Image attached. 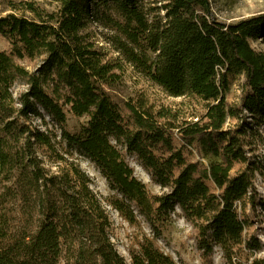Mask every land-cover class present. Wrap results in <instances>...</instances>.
<instances>
[{"label":"trees","instance_id":"1","mask_svg":"<svg viewBox=\"0 0 264 264\" xmlns=\"http://www.w3.org/2000/svg\"><path fill=\"white\" fill-rule=\"evenodd\" d=\"M144 1L58 0L54 11L7 3L10 12L0 17L10 47L0 50V180L12 183L18 212L29 218L16 226L0 218V264H126L72 152L100 171L117 193L109 205L127 221L137 213L158 234L179 209L203 258L218 247L226 264H264V255L235 261L241 249L260 251L245 233L254 213L264 211L252 157L264 136V52L250 43L264 39V14L224 23L213 18L208 0H163L159 7ZM125 65L166 96L196 101L203 112L192 114L195 121L179 118L144 92L119 106L109 91ZM239 77L240 102L228 104L225 94ZM66 110L88 118L78 134L67 130ZM195 142L215 160H193L188 148ZM40 149L63 166L50 172ZM126 156L164 191L150 193ZM131 259L182 264L149 241Z\"/></svg>","mask_w":264,"mask_h":264},{"label":"rangeland","instance_id":"2","mask_svg":"<svg viewBox=\"0 0 264 264\" xmlns=\"http://www.w3.org/2000/svg\"><path fill=\"white\" fill-rule=\"evenodd\" d=\"M9 1L29 2L47 10L54 11L58 7V0H0V17L10 11L6 5ZM210 12L213 18L224 23H235L252 16L264 14V0H208ZM163 0H145L144 3L149 6L159 7ZM95 32H101L102 29L96 25L91 26ZM106 31H103L105 33ZM251 46L257 51L264 52V39L251 40ZM107 46V44H105ZM9 45L0 35V50L9 51ZM26 64L27 60L22 61ZM35 62L27 63L28 69H31ZM243 79L241 77L232 81L229 90L225 94L228 104L238 105L240 102V88ZM21 86L15 85L13 88L16 94ZM138 92H144L149 100L155 106H163L176 111L179 118L193 120L192 114L203 112V107L196 101L187 98H171L166 96L158 87L148 82L143 76L136 73L130 66L125 65L121 74L120 82L109 91L112 100L122 107L124 101L135 96ZM88 118L78 117L66 110V128L71 134H78L83 126H86ZM49 128H52L49 122ZM55 129V128H54ZM58 134L57 128L55 129ZM257 140V139H256ZM263 140L254 143V152L252 157L258 163L259 171L255 175L254 186L258 195L264 202V136ZM66 147L63 145V150ZM188 150L192 154V159L202 165H207L214 161L212 156H203L195 142ZM38 156L42 159L50 172L59 170V163L55 156L48 155L42 149L38 150ZM71 160L77 164L80 169L88 176L89 186L100 199L110 221L109 235L118 254L124 259L126 264H132V256L140 252L141 246L146 242H151L156 249L166 254L171 259L182 264H226L220 249L215 247L213 253L208 258H203L197 248L195 241V231L192 225L182 216L179 209H175L169 220L160 228L159 233H154L147 221L139 214H135L133 222L127 221L121 216L109 202L112 198H118L117 193L108 187L106 180L101 175L95 165L86 157L72 152ZM126 161L133 169L134 176L146 186L152 194H160L164 189L153 183L149 175L143 170L139 163L131 156H126ZM3 178V177H1ZM0 178V179H1ZM15 189L11 182L0 180V218H10V223L16 226L19 218L23 217L18 211L20 204L17 201L18 196L14 193ZM26 214L32 213V204L24 205ZM247 214V210H246ZM246 229V238H256L260 243L259 252H251L247 249H241L236 254L235 261L249 262L254 257L264 255V211L258 209ZM32 223H36L37 218H31ZM33 226L31 227V230ZM59 264H64L60 261Z\"/></svg>","mask_w":264,"mask_h":264}]
</instances>
